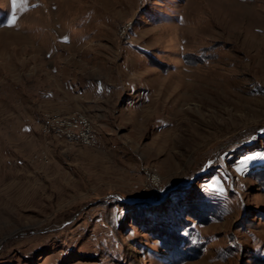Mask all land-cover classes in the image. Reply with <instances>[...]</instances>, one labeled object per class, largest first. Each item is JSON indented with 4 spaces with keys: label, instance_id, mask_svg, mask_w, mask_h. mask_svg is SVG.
Segmentation results:
<instances>
[{
    "label": "rangeland",
    "instance_id": "obj_1",
    "mask_svg": "<svg viewBox=\"0 0 264 264\" xmlns=\"http://www.w3.org/2000/svg\"><path fill=\"white\" fill-rule=\"evenodd\" d=\"M0 264H264V0H0Z\"/></svg>",
    "mask_w": 264,
    "mask_h": 264
},
{
    "label": "bare ground",
    "instance_id": "obj_2",
    "mask_svg": "<svg viewBox=\"0 0 264 264\" xmlns=\"http://www.w3.org/2000/svg\"><path fill=\"white\" fill-rule=\"evenodd\" d=\"M41 131L43 135H51L71 144H80L92 147L96 146L98 143L91 121L82 113L70 115H61L56 113L43 114L41 119ZM63 131H69L70 134H66ZM77 131L86 132L88 139H79L71 135L77 134Z\"/></svg>",
    "mask_w": 264,
    "mask_h": 264
},
{
    "label": "built area",
    "instance_id": "obj_3",
    "mask_svg": "<svg viewBox=\"0 0 264 264\" xmlns=\"http://www.w3.org/2000/svg\"><path fill=\"white\" fill-rule=\"evenodd\" d=\"M66 134H70L69 131H63ZM73 137L79 138V139H88V135H86V132H78L77 134H71ZM148 178L149 181H151V187L153 190H156L157 186L154 185V175L151 174V172H148Z\"/></svg>",
    "mask_w": 264,
    "mask_h": 264
},
{
    "label": "snow or ice",
    "instance_id": "obj_4",
    "mask_svg": "<svg viewBox=\"0 0 264 264\" xmlns=\"http://www.w3.org/2000/svg\"><path fill=\"white\" fill-rule=\"evenodd\" d=\"M18 0H12V7L15 8L16 4H17ZM16 17L13 16L11 19V22L14 23L15 22ZM248 159H252V157H249Z\"/></svg>",
    "mask_w": 264,
    "mask_h": 264
}]
</instances>
